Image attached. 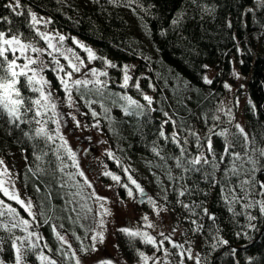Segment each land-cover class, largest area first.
<instances>
[{"label":"trees","instance_id":"1","mask_svg":"<svg viewBox=\"0 0 264 264\" xmlns=\"http://www.w3.org/2000/svg\"><path fill=\"white\" fill-rule=\"evenodd\" d=\"M7 3L8 0H0V16H8L12 23L0 20V30L10 28L12 32H22L25 38H34L37 41L38 36L28 24L30 18L27 13L31 8L37 14L51 18L50 28L66 34L69 38H78L94 47L99 57H107L116 65L111 69L112 79L103 96L109 112L101 115L99 120L109 132L115 145L116 157L120 161L142 160L148 164L149 170L162 178V184L167 189L168 199L165 202L175 210L179 224L190 231L194 225L185 217H191L204 225L200 232L193 235L198 238L203 264H264V217L258 208L248 210L257 217L251 221L256 228H248L249 221L243 215L245 210L239 203L236 204L235 208L239 214L233 218L221 198L219 183L209 184L201 178L202 172L187 174L186 183L196 186L191 197L177 196L174 187L178 185L168 179L167 172L171 168L174 177L179 181L182 170L175 166L171 157L180 155V151L179 146L171 139L173 123L168 121L165 115H173L176 123L181 126L184 134L179 140L183 143L187 137L188 144L185 147L189 155L197 153V146L196 138L189 134L188 129L199 135L203 146L201 150H206L207 136L201 135V131L213 121L215 103L225 94L224 83L229 80L235 61L239 72L246 78V103L241 111L249 137H255L256 143L253 146L264 148V8L257 7L256 0H196L195 3L193 0H134L131 7L128 6V0H122L119 4L108 3V0H21L20 11L23 14L16 16L6 7ZM203 5L211 6L215 10L202 12ZM248 9L253 11H247ZM180 12L184 13L183 18L173 25V18H177ZM128 19L142 25L154 57L145 51L140 53L133 46ZM229 20L232 24L230 28L227 26ZM98 63L103 66V60L100 59ZM132 63L137 64L134 74L136 79L140 80L139 89L134 85L135 78L127 87L120 82L123 66ZM206 64L215 70L211 84L202 79L206 73L203 66ZM46 75L51 82V88L61 91L56 76L50 70H46ZM21 83L23 84V78ZM22 91L25 96L35 95L29 92L26 85L22 87ZM142 93L154 98L150 106ZM124 95L132 96L145 105V108L141 110L131 106L132 110L126 115L122 107L127 104ZM137 111L142 114L136 115ZM106 115L114 117V120L105 119ZM110 125L115 131L110 130ZM22 127L26 128L27 125ZM49 127L54 129V124L50 122ZM161 130L165 132L167 139L160 135ZM228 140L235 145L233 150L243 151L242 137L237 132H231ZM39 143L47 151L43 142ZM224 143L222 137L213 143L217 156L222 152ZM153 146L162 150L164 159L152 151ZM52 148L55 149V145ZM14 151L22 153L26 162V167L20 172L21 185L30 197L37 201L39 209L44 213L41 217L44 223L40 233L51 251L38 242L36 251L42 249L45 254L55 259L56 254H60L61 251L57 249L61 248V242L54 235L52 224L59 226L62 233L70 234L79 247L81 242L85 247H89L90 229L94 223L92 220L89 221L90 224L86 222L88 215L91 219V212L88 213L81 207L89 204L88 195L78 175L75 180L67 175L69 172L76 173L67 154L61 150L65 167L64 172H60L59 161L53 152H48L45 159L37 160L33 155L32 141L23 137L19 130L8 135L6 125L0 119V157L8 159ZM256 155L259 164L264 165V157H260L259 153ZM230 159V156H226L220 163L216 172L218 181L223 177V169L229 166ZM113 163L109 161L110 166H113ZM38 164L44 171L33 175L29 169L34 171ZM117 168L116 170L121 172V167ZM257 177H264V168L257 172ZM231 179L235 184L238 177ZM61 180L63 187L60 186ZM76 181H80V184ZM36 185H39L40 191L36 190ZM237 191L239 192L238 186ZM77 193L79 195H76ZM178 199L185 203L196 201L215 212L216 224L220 227L219 235L226 239L228 244L213 247L217 238L212 221L207 216H192L187 208L177 202ZM0 200L11 204L27 218L21 206L9 202L1 193ZM74 206L76 210L71 211ZM196 211L199 213L200 209ZM14 231L16 235L24 234L19 229ZM8 235L0 229V238L5 240L0 253L6 264H13L14 251L11 249ZM77 236L80 240L76 239ZM119 243L122 252L130 261H136L139 257L136 248L143 251L150 249L138 238L130 241L128 236H121ZM62 250L68 251V248L63 245ZM69 255L71 257L70 253ZM248 256L253 258L252 261L247 260ZM26 259L29 264H39L35 251L28 252ZM71 260L73 262V258Z\"/></svg>","mask_w":264,"mask_h":264},{"label":"snow or ice","instance_id":"2","mask_svg":"<svg viewBox=\"0 0 264 264\" xmlns=\"http://www.w3.org/2000/svg\"><path fill=\"white\" fill-rule=\"evenodd\" d=\"M122 0H108V3L119 4ZM134 0H128V6L131 7ZM196 0H193L195 3ZM259 7L264 8V0H259ZM7 8L11 9L12 13H15L16 16L22 15L21 0H8L6 5ZM215 9L208 5H203L201 7L202 12H213ZM135 11V9H133ZM247 11H253V9H248ZM28 24L30 28L39 36L46 47H40L34 38H25L22 32L16 31L12 32L9 28L7 30H0V119L4 121L6 125V132L8 135H12L15 131L19 130L22 133V136L27 138L29 141H32L34 151L33 155L37 160H43L47 157L48 152H53L56 156L57 161H59V171L64 172V161L61 159V150L67 154L68 158L71 160L72 166L76 169V173H67V175L75 180L76 175L83 177V185H87L89 188H92V182L86 176L84 170L82 169L79 160L77 159V153L69 145L68 140L61 131L62 121L60 119V112L58 110V98L55 96L54 91L51 88V82L48 80L44 74V70L50 68L52 72L55 73L56 79L59 81L60 87L63 89L67 102L70 106L75 107V102L73 98V91L80 94V98L84 100V103L89 107L93 118L100 116L102 113L97 112L95 108H92L93 103L99 104L103 113L109 112V109L104 104V101L90 99L89 96L92 93L96 95H102L103 91L107 88L109 83L106 79H101L102 76L107 77L108 73L106 70L98 69L95 67L88 68L87 72L91 73V76L87 75L83 70L87 68L85 63V58L82 57L76 48L68 47L65 44L67 37L59 32L54 31H44L37 27L38 24L50 23L51 18L38 17L37 13L34 12L31 8L28 9L27 13ZM184 13H178L177 18H173L172 24L176 25L180 22V19L183 18ZM0 20L6 21L9 24L12 23L11 19L8 16H0ZM227 26L230 28L232 26L231 21L227 22ZM11 32V34H8ZM163 33V30H162ZM58 37V39H57ZM73 43L77 45L80 49L86 53V58L88 62H91L97 58L103 60L105 65L116 67L111 60L107 57H98L97 53L88 45L84 44L82 41L78 40L76 37L71 38ZM239 50V49H238ZM47 54L51 58V62H47L44 59V54ZM11 54V58H9ZM35 54V55H33ZM59 57H63L66 61V64L61 63ZM147 59V57H145ZM22 61V62H20ZM205 69L209 68V65L203 66ZM129 66L125 64L123 66V86L127 87L129 81L132 77L128 72ZM76 73H80V76H76ZM239 76V73H234ZM21 78H23V84L21 83ZM202 79L205 83L211 84L213 81L207 73L203 74ZM26 85L29 92L35 93V95L25 96L22 87ZM91 86V87H90ZM150 87H154L149 84ZM135 87L139 89V82L137 80ZM224 87L230 89L231 85L227 82L224 83ZM144 100L147 101L150 106L153 103V97L147 93H142ZM127 104L122 106L124 113L127 115L132 110L131 106H135L138 109H144L145 105L141 104L138 100L134 99L132 96L124 95L123 97ZM223 104V101L219 102ZM251 104L252 102L249 101ZM254 107V105H253ZM217 112H225L229 117V122L231 123L233 117L230 109H225L224 107H219L216 109ZM136 115H141L142 112L137 111ZM72 115L77 126H80V121L76 119L73 113H68ZM167 116L168 114L165 113ZM105 119L109 121L114 120V117L105 116ZM171 119V117H169ZM213 120L219 119L218 116L213 115ZM55 124V128H50L49 123ZM175 125V120L172 121ZM100 121L94 120V126H99ZM27 125V127H22ZM216 126L213 124L209 127V132ZM235 128L237 129V134L242 137L243 151L233 150L235 145L228 140V130L220 129L218 134L224 137L225 143L222 152L217 156L215 149L213 147L211 136L207 137V151L211 153V159L205 155L202 151V145L199 135L192 129H188L189 134L194 136L195 143L197 146V153L193 155L188 154V149L185 145L188 144L187 137L184 139V142L178 138V134L174 133L172 136V141L179 146L180 155L171 157L175 161V166L182 170V174L179 177V181L174 177L171 168L167 172V177L170 181H173L174 191L177 192L178 197H185L186 195L191 197L195 190V185H188L186 183V177L189 172H202V179L208 181L209 184L215 185L219 183L221 198L224 200L227 211L232 214L235 218L239 213L236 211L235 205L240 204L241 208L245 210L243 215L249 221L247 224L248 228L255 229L256 225L251 223L252 220H256L257 217L253 216L249 209L258 208L259 213L264 217V177L258 178L257 172L261 168H264V165L259 164L257 153L260 157H264V148L253 146L255 145V137H249L248 133L245 131V128L239 122L235 123ZM110 130L115 131L111 128ZM160 135L167 139L165 132L160 131ZM40 141L43 142L44 146L47 148V151L40 146ZM19 142V138H17ZM55 145V149L52 146ZM152 151L156 153L157 156H161L162 159V150L156 146H153ZM108 156L114 159L119 165L121 161L115 156V154L110 150L106 149ZM226 156H230L231 159L228 161L229 166L223 169V177L218 181L216 177V172L220 168V163L225 160ZM0 192H3L5 196L9 199L16 201L23 210L27 213L28 217L31 219L25 218L21 213L13 207L11 204L5 203V201L0 200V218L7 217V219H0V229L8 233V239L10 240L11 249L14 251V260L13 264H27L25 256L28 252L35 251V255L39 264H59V262L53 258L51 255H47L41 249L36 251L38 248V241L42 239L38 231H33V227L38 228L39 224L37 222V214L33 211L34 205L31 198L25 201L21 199L18 191L14 187L9 188L7 184L14 185V179L9 176V170L6 165H4V160L0 157ZM204 166H208L205 168ZM129 167H125L123 171L127 174V180L130 183H124L123 187L126 189L127 195L129 197L135 198V192L140 194L141 199H147L149 204L152 205L153 210L159 215L161 207L167 208L166 205H158V203L151 196H146L143 186L136 180L131 172ZM33 175H36L37 172H43L44 169L38 164L36 169L33 171ZM241 173L243 176L241 177ZM103 175L110 176L114 181L120 183L121 177L117 173L106 170ZM232 177H238L235 184L232 182ZM7 178V179H6ZM159 177L157 180L159 181ZM183 182V183H181ZM77 184H80V181H76ZM83 185H80L83 187ZM134 186V188L132 186ZM60 186L63 187V180L60 182ZM237 186L239 192L237 191ZM36 190L40 191L39 185H36ZM167 192V189H164ZM50 195V194H49ZM76 195H79L77 193ZM92 196L96 197V201L102 202L107 199V197L99 196L93 189ZM167 195L164 196V200L167 201ZM178 203L182 207L187 208L192 216H207L212 224L215 226L214 233L217 238L213 243V247H216L218 244H228V241L219 235L220 227L216 224V213L209 210L208 207L203 206L202 204L197 203L196 201H190L185 203L183 200L178 199ZM82 208L86 209L87 212L93 211V209L87 204L81 205ZM100 209L102 212L98 213L101 217L98 220L97 228L90 229L92 232L90 244L91 250H96L97 242H103L105 239L103 226L105 221L103 215L109 213V209L104 206L103 203H99ZM200 209V212L197 213L196 209ZM75 206L71 211H75ZM44 213L41 212L40 215ZM79 218V214H78ZM141 219L144 221L145 228H133L131 226H125L120 229L121 232L126 234L129 237V240L132 241L136 238H139L145 244H151L156 248V251H160L161 247L164 245V241L168 240L174 248L180 249L179 255L180 260L178 264H185L184 256L187 255L188 259H194L195 264H202L200 255L197 253L195 256L192 254V248H183L181 244L177 241L172 240L171 236H166L164 232H160L159 235L163 237L159 241L154 235H152L147 229L154 228L155 225L151 220H149L148 215L144 214ZM185 219L191 220L192 225H194L192 231L200 232L204 225L200 223L197 219H192L191 217H185ZM47 223V220H45ZM63 227V225H60ZM84 227V225H81ZM54 235L57 237L58 241L61 242V248H58L57 251H61V254L64 256H69L74 259L75 264H84V262L77 255L75 249L72 248L71 243L62 235L58 230L55 224L51 225ZM16 229L21 230L23 235H16ZM213 231V229H209ZM175 231V229H173ZM247 235V233H245ZM239 235V233H237ZM77 240H80V237H76ZM5 240L0 238V251L3 250ZM63 245L68 246V251H63ZM44 248H48L47 242L43 245ZM89 247H85L83 242H81V248L84 252L89 251ZM119 247V245H117ZM51 251V249H49ZM136 251L139 255L138 264H148V261L152 260L153 264H157L160 260L159 256H156L155 252L152 256H149L140 248H136ZM164 260L166 264H171L168 260L169 249L164 247ZM233 252L235 250L233 249ZM252 257L248 256L247 260L252 261ZM0 264H6V261L0 258ZM99 264H114L111 259L101 260ZM238 264V262H237Z\"/></svg>","mask_w":264,"mask_h":264},{"label":"rangeland","instance_id":"3","mask_svg":"<svg viewBox=\"0 0 264 264\" xmlns=\"http://www.w3.org/2000/svg\"><path fill=\"white\" fill-rule=\"evenodd\" d=\"M258 5H259V0H256V6L259 7ZM37 16L48 18L40 14H37ZM128 22L131 28V33H132L131 37H132L133 46H135V48L140 53L142 51H145L148 52L151 57H154V53H152L151 52L152 50L149 49L150 47L148 45L146 33L142 25H140L139 22H136L133 19H128ZM37 27L44 31L59 32L50 28L49 23L47 24L41 23L38 24ZM64 35L67 37L65 41L66 46L76 48L79 54L85 58V63L87 65V68L84 69L83 71L87 75L91 76V73L87 72L88 68L95 67L98 69L106 70L108 73L107 77L102 76L101 79L108 80L109 81L108 85H109L110 80L112 79L111 78L112 74L110 72L111 69H113L114 67L107 66L105 65L104 62L102 63L103 66H100L98 63L100 61L99 58L91 62H88L86 58V53H84L82 49H80L77 45L73 43L71 39L72 37L69 38L66 34ZM36 42L40 47H46V44L39 36L37 37ZM90 47L97 53V50L94 47L92 46ZM9 58H11V54H9ZM44 59L47 62H51V58L48 57L46 53L44 54ZM59 59L61 63L66 64V61L63 59V57H59ZM127 65L129 66L128 68L129 75L132 77V79L135 78V83H134L135 85L137 80L138 82L140 81L139 79H136L134 74L137 64L132 63ZM46 70L51 71L50 68L45 69L44 70L45 75H46ZM52 73L55 75L54 72ZM206 73L209 75L211 79H213L215 70L212 67H209L206 69ZM234 73H239V76L235 75ZM123 74L124 73H122V78L120 79L122 85H123ZM75 75L80 76V73H76ZM227 83L231 85V88L230 89L225 88V94L215 103L214 115L218 116L219 119L213 120L211 122V125L214 124L216 127L212 130V132H209V127L211 125L206 128H203L204 131H201L202 133L201 135L207 137L211 136L212 143H214L216 140L220 139L221 137L224 138L223 136H220L218 134L220 129H227L228 137L231 132H237V129L235 128V123L237 122L242 124L243 127L245 128V131L248 133L246 122L243 118V114L241 111L242 107L246 103V94H245L246 78L239 72L235 61H233L231 74ZM52 90L54 91L55 96L58 98L57 106L61 114L60 119L62 121L61 131L64 132L69 145L77 153V159L79 160L82 169L84 170L88 179L92 182V188H89L87 185H84L89 201V204L87 203V205L93 209V211H91V219L88 215L86 222L90 224L91 222L89 221L92 220L94 223L92 224L93 226L92 229L97 228L98 220L101 218L98 215V213L102 212V209H100L99 207V203H103L104 206L109 209V213L103 215V219L105 221V224L103 226L105 239L102 243L99 241L97 242L95 251L89 249V251L84 252L82 248L76 244L75 240L70 234L62 233L59 230V226L57 227L58 228L57 230L62 235H64L66 239L71 243L72 248L75 249L77 255L84 262V264H99V261L108 260V259H111L114 262V264H138V261L140 259L139 257L136 261H130L122 254L121 246L119 245L120 237L127 235L121 232L120 229L125 226H131L133 228L139 227L142 229L145 228L144 221L141 219V217H143L144 214H147L149 220H151L155 225L154 228H148L147 230L152 235H154L158 241L160 239H163V237L159 235L160 232H164L166 236L170 235L171 239L177 241L179 244L183 246V248L186 249L188 247H191L193 256H195L198 253L200 255V259L203 264V257L200 251V244L198 242V238L197 237L194 238L193 236L195 235V232L192 231L193 228L189 231L187 227H184L181 224H179L175 210L169 207L164 200V196L166 195V192L164 191L165 187L162 184V178L160 176H156L151 170H149L148 164L143 162L142 160L121 161V163L117 165L116 161L108 156L106 149H110L115 154V156H116V149H115V145L111 141L109 132H107V130L102 126L101 122L98 127L94 126V120H99L101 115L104 114L99 104L93 103L91 107L95 108L97 112H101L102 114L100 116L93 118L89 107L84 103V100L80 98L79 93L73 91L72 95L74 98L75 107H72L68 104L62 88L61 91H58L57 89H52ZM106 90L107 88L103 91L102 95H96L95 93H92L94 95L90 94L89 98L90 99L93 98V100H101V99L103 100V96H105ZM220 101H223V104H220L219 103ZM219 107H224L226 110L227 109L231 110L233 117L231 123L229 122V117L225 114V112L216 111V109ZM68 113H73L75 115L76 119L81 122L80 126H77L75 120L73 119V116L68 115ZM167 114H168L167 120L172 123V121L174 120V116L169 113ZM169 117H171V119H169ZM228 124L230 127H228ZM171 127H172V134L177 133L178 138L180 136H183L184 133L179 123H175V125H172ZM54 128H55V124H54ZM203 151L205 155H207L209 159H211V153H208L207 149ZM2 158L4 160V165H6L9 170V176H11L14 179V185H10L6 183V186L9 188L14 187L15 190L18 191L21 199H24L25 201L31 198L34 205L33 211L36 212L37 214V222L39 224L38 228L33 227L32 230L38 231L39 229L38 232L41 236L40 228L43 226L44 223L42 222V218H41L43 215H40L42 211L39 209V204L37 203V201L34 198L30 197V195L21 185L22 176L20 172L22 169L26 167L24 156L22 153L18 151H14L11 154L10 158L8 159L4 157ZM109 161L114 162L113 166L109 165ZM117 166L121 167L120 171L122 173L116 170ZM128 166H130L129 171L131 172L133 177L136 180H138L139 183L143 186L146 196L153 197V199L158 203V205L161 206L166 205L167 206L166 210L164 207H161L160 213L159 215H157V213L153 210L152 205L149 204L148 200L146 198L141 199L140 194L138 192H135V198L129 197L127 195L126 189L123 187V184L130 182L127 180V174L123 171V169ZM2 167L3 166H0V168ZM106 170L117 173V175L121 177L120 183L114 181L110 176L103 175V173ZM78 177L80 176L78 175ZM157 177L160 178L159 181L157 180ZM80 179L83 183V177H80ZM132 187L134 188V186ZM93 189L99 196L107 197V199L98 203L96 201V197L91 195ZM0 193L9 202L19 205L16 201H13L9 199L7 196H5L3 192ZM27 218L31 219V217H28V215ZM48 218L49 215H47V219ZM173 229H175V231H173ZM91 235L92 232L90 233V240H91ZM41 237L42 239L38 241V243H41V245H43L45 241H44V237L43 236ZM141 242L145 244L143 241ZM90 243H92V241H90ZM117 245H119V247H117ZM145 245H147L150 248L149 250L144 251L145 253H147L149 256H152V254L155 252L156 256L160 257V260L157 262V264H166L164 260V252H163L164 247L169 249L168 260L171 262V264H178V261L180 260V255H179L180 249L174 248L168 240L164 241V245L161 247L160 251H156V248L151 244H145ZM64 246L68 248L67 245ZM47 249H49V247ZM0 258H2L1 253H0ZM26 258L27 255L25 256V260L27 261ZM184 259H185V264H195V260L188 259L186 254L184 256ZM56 260L59 262V264H75L74 259L72 262L70 255L66 257L62 255L61 252L60 254L59 253L56 254ZM27 264H29L28 261ZM148 264H153V261L152 260L148 261Z\"/></svg>","mask_w":264,"mask_h":264},{"label":"flooded vegetation","instance_id":"4","mask_svg":"<svg viewBox=\"0 0 264 264\" xmlns=\"http://www.w3.org/2000/svg\"><path fill=\"white\" fill-rule=\"evenodd\" d=\"M119 245H120V243H119ZM120 246H121V245H120ZM121 252H122V249H121ZM122 254L124 255V257H126L125 254H124L123 252H122ZM126 258H127V257H126Z\"/></svg>","mask_w":264,"mask_h":264},{"label":"water","instance_id":"5","mask_svg":"<svg viewBox=\"0 0 264 264\" xmlns=\"http://www.w3.org/2000/svg\"><path fill=\"white\" fill-rule=\"evenodd\" d=\"M140 201V200H139Z\"/></svg>","mask_w":264,"mask_h":264}]
</instances>
